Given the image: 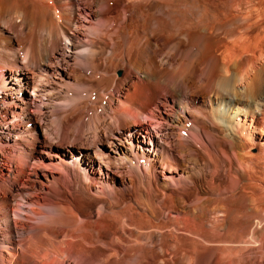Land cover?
Instances as JSON below:
<instances>
[{"label": "bare ground", "instance_id": "obj_1", "mask_svg": "<svg viewBox=\"0 0 264 264\" xmlns=\"http://www.w3.org/2000/svg\"><path fill=\"white\" fill-rule=\"evenodd\" d=\"M0 264H264V0H0Z\"/></svg>", "mask_w": 264, "mask_h": 264}, {"label": "rangeland", "instance_id": "obj_2", "mask_svg": "<svg viewBox=\"0 0 264 264\" xmlns=\"http://www.w3.org/2000/svg\"><path fill=\"white\" fill-rule=\"evenodd\" d=\"M31 168H35V166H34V164H33V163L31 164ZM47 171H49V170H47ZM29 223H31V222H30V221H28V222H27V224H29Z\"/></svg>", "mask_w": 264, "mask_h": 264}]
</instances>
